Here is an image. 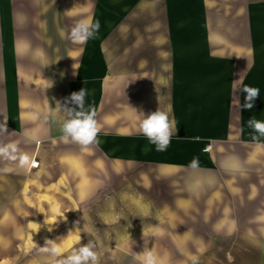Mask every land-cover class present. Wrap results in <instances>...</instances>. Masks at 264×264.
I'll use <instances>...</instances> for the list:
<instances>
[{"label":"crops","instance_id":"obj_1","mask_svg":"<svg viewBox=\"0 0 264 264\" xmlns=\"http://www.w3.org/2000/svg\"><path fill=\"white\" fill-rule=\"evenodd\" d=\"M164 1L171 50L153 48L148 61L143 42L129 52L128 32L119 28L116 33L112 18L105 19L104 33L69 45L64 22L69 16L80 19L78 0H0V147L16 149L0 155V178L9 183V200L0 214L11 223L12 214L26 212L11 199L20 196L31 177L58 185L65 174L72 175L73 170L65 171L59 130L65 113L57 103L75 107L71 94L84 88L85 109L95 110L100 125L99 143L88 146L87 156L97 153L100 159L87 161V189L75 195L69 209L52 199L50 207L35 211L48 220L57 218L52 231L61 226L84 235L89 230L91 208L82 202L106 183L92 174L101 171L96 167L108 163L122 171L151 158L159 176L179 186L163 206L151 202L149 213L156 220L125 226L131 236L112 243L120 247V262L140 264L137 254L152 250L169 264H264V147H257L264 145V137L253 140L256 133L248 126L251 118L264 121V0ZM145 3L104 0L119 18L133 9L136 16L138 10L142 14ZM177 5H182L179 12L171 16ZM229 21L230 32L224 24ZM221 33H231L230 42ZM207 41L215 46L202 45ZM244 86L260 89L251 109L243 107ZM168 105L177 131L160 154L126 113L131 106L147 115ZM157 152L161 159H154ZM25 155L29 162L21 166ZM33 159L37 167L31 166ZM63 213L65 219L59 217ZM104 213L117 211L110 206ZM69 232L55 240L64 254L81 242L77 232ZM160 246L167 247L166 254Z\"/></svg>","mask_w":264,"mask_h":264},{"label":"rangeland","instance_id":"obj_2","mask_svg":"<svg viewBox=\"0 0 264 264\" xmlns=\"http://www.w3.org/2000/svg\"><path fill=\"white\" fill-rule=\"evenodd\" d=\"M58 4H70L73 0H53ZM75 1V0H74ZM80 3V19L85 16H90L99 20L100 29L98 33H104V21L112 18L117 21V32L119 28L121 32L127 30L128 40L127 44L129 52L134 51L136 44L143 42L145 46V60H152L154 57L152 52L153 48L158 46H165L170 48L168 35L173 33H165L168 22L165 13L164 0H145L143 12L136 16L137 11L133 9L127 15L118 17L113 9L104 5V0H78ZM228 0H219L221 4ZM182 5H177L172 8L171 16H175L180 10ZM183 8V7H182ZM94 15H93V14ZM138 18V20H136ZM74 19V20H73ZM75 16L67 17L64 22L65 31L67 33V41L69 45L74 47L78 44L72 43L68 39L71 28L76 23ZM229 31L231 22L224 23ZM215 28V23L212 24ZM138 32V33H135ZM230 32V31H229ZM114 35V32H110ZM215 34V33H214ZM228 37L230 42L231 33H221ZM202 45L206 47H214L215 43L207 41ZM152 47V50H151ZM133 49V50H132ZM149 49V50H148ZM171 50V48H170ZM148 52V53H147ZM130 55V54H129ZM162 59H154V62H161ZM62 148L65 154V171L73 170L70 177H63V180L58 181V185L51 181H43L42 177H31L27 181L24 190L19 197L11 199V205H21L25 208L26 212L23 214H12L11 223L7 214H0V264H50L51 256L49 253L41 250L45 246L46 239H51L55 242L57 238L64 236L67 232L66 229L57 231H50L54 223H57V218L52 220L45 218V214H38L35 211H42L45 205L50 207V200L55 199L58 205L63 204L67 209L74 203L75 195L81 194L87 189L86 174H88L87 161L100 159L97 153L87 156V150L81 145L74 142L63 141ZM82 152L84 155L82 156ZM154 159H161V152H157ZM74 156H82L83 159H73ZM84 162V164H82ZM86 164V165H85ZM97 170L92 171V174L101 179H106V183L102 188L96 191V196L91 199H85L82 202L83 206L90 207L91 212L87 214L86 228L89 229L84 235L79 234L77 228L72 232H77L78 239L81 242L73 248H78L89 241L96 244V251L100 255V264H125L120 262L119 246H113L112 243L117 242L121 237L131 236V232L125 229L126 225H139L140 223L150 222L156 220L155 214L149 213L148 207L151 202L156 204H166L169 200L173 199L175 186L173 179L167 176H159L158 166L155 165V160L146 159L142 163L129 166L126 170L120 171L116 166L102 164L96 167ZM56 167H53L55 174ZM120 171V172H119ZM79 174V175H78ZM81 174H84L81 175ZM63 175V173H61ZM52 180L53 177H49ZM71 178V179H70ZM50 179V180H51ZM138 179V182L136 181ZM49 180V179H48ZM8 180L0 178V210H2L8 202ZM16 185L11 180V186ZM11 194L13 191L11 190ZM110 196V197H109ZM109 197L108 199L104 198ZM140 197V199H139ZM112 207L117 213H104L105 207ZM119 211H124L120 213ZM148 211V212H147ZM143 212V213H142ZM49 216V215H48ZM59 217L65 219L66 213L61 214ZM165 220V219H163ZM40 224V228H30V222ZM11 225V229L9 228ZM47 227V228H46ZM66 227V226H65ZM53 232V233H52ZM72 232H69L70 235ZM80 232V231H79ZM34 242L36 244H34ZM71 248V250L73 249ZM136 247H129V250H135ZM144 247H140V250ZM162 253L167 252L166 246L159 247ZM68 250L64 255H67ZM163 264H169L167 261ZM126 264H136L133 261H127ZM176 264H185L184 262H176ZM204 264H216L214 262Z\"/></svg>","mask_w":264,"mask_h":264},{"label":"clouds","instance_id":"obj_3","mask_svg":"<svg viewBox=\"0 0 264 264\" xmlns=\"http://www.w3.org/2000/svg\"><path fill=\"white\" fill-rule=\"evenodd\" d=\"M99 29V20L94 21L92 17L85 16L73 25L68 39L74 44L83 45L89 39L95 38ZM240 80L241 78L237 81ZM242 90L247 94L243 107L251 109L253 107L252 101L260 96V89L253 86H244ZM86 94L84 88L79 92L71 94L70 101L75 107H68L57 103L59 110L65 113V118L60 122L59 127L62 133L61 139L65 142L71 141L77 143L85 150H87L88 146L99 143L98 133L100 132V125L95 118V110L91 108L85 109ZM126 115L129 119L137 120L138 132L150 144L155 145L156 151L163 152L167 150L172 136L177 131V122L175 117L172 116L171 105H168L163 110L158 107L156 111L147 115L143 112H138L131 106V110ZM248 126L256 133L253 136V140H259L261 137H264V121L251 118L248 120ZM195 139L198 140L199 137ZM257 147H264V145L258 144ZM10 151H16L14 145L0 147V155L8 156ZM28 162L26 155L20 158L21 166L28 164ZM193 167H195V161L193 162ZM33 226L40 228V224H34ZM49 230L51 231V228ZM34 244L36 243L34 242ZM95 249L96 244L93 241H89L78 248H73L67 255H64V249L51 239H46L45 246L41 247L42 251L50 254L52 258L50 264H100V255ZM136 259L140 264H163L161 258L152 250L138 253Z\"/></svg>","mask_w":264,"mask_h":264},{"label":"built area","instance_id":"obj_4","mask_svg":"<svg viewBox=\"0 0 264 264\" xmlns=\"http://www.w3.org/2000/svg\"><path fill=\"white\" fill-rule=\"evenodd\" d=\"M210 147H211V145H207V146L205 147V149L208 150ZM38 163H39V161H38L37 159H36V160L33 159V160L31 161V166H32V167H37Z\"/></svg>","mask_w":264,"mask_h":264}]
</instances>
